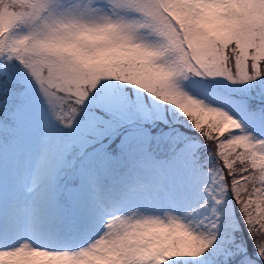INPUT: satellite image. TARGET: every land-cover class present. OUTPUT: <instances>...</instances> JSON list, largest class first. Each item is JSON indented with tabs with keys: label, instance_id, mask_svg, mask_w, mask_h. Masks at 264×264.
<instances>
[{
	"label": "snow or ice",
	"instance_id": "snow-or-ice-1",
	"mask_svg": "<svg viewBox=\"0 0 264 264\" xmlns=\"http://www.w3.org/2000/svg\"><path fill=\"white\" fill-rule=\"evenodd\" d=\"M0 264H264V0H0Z\"/></svg>",
	"mask_w": 264,
	"mask_h": 264
}]
</instances>
